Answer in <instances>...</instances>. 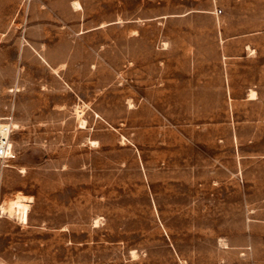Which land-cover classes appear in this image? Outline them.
I'll return each instance as SVG.
<instances>
[{
	"label": "rangeland",
	"instance_id": "obj_1",
	"mask_svg": "<svg viewBox=\"0 0 264 264\" xmlns=\"http://www.w3.org/2000/svg\"><path fill=\"white\" fill-rule=\"evenodd\" d=\"M0 117V264H264V0H0Z\"/></svg>",
	"mask_w": 264,
	"mask_h": 264
},
{
	"label": "built area",
	"instance_id": "obj_2",
	"mask_svg": "<svg viewBox=\"0 0 264 264\" xmlns=\"http://www.w3.org/2000/svg\"><path fill=\"white\" fill-rule=\"evenodd\" d=\"M2 120H6V122H2ZM10 120L11 118L0 117V162L7 165L15 161L18 156L12 138L16 126Z\"/></svg>",
	"mask_w": 264,
	"mask_h": 264
},
{
	"label": "bare ground",
	"instance_id": "obj_3",
	"mask_svg": "<svg viewBox=\"0 0 264 264\" xmlns=\"http://www.w3.org/2000/svg\"><path fill=\"white\" fill-rule=\"evenodd\" d=\"M254 95V93L252 94ZM254 97V96H253ZM84 124V123H83ZM20 196V195H19ZM17 197V196H16ZM22 197H24L22 195ZM25 199V197H24ZM23 198L21 197H17L16 199H12L11 203L9 201V206H8V209H9V212L10 214L12 215V213H14L15 211H18V213L20 214L19 217L21 218L22 222H28V211H29V203L28 202H25ZM5 206V207H7ZM4 207V208H5ZM8 212V213H9ZM16 213V212H15ZM14 213V214H15ZM9 214V216H10ZM13 214V215H14Z\"/></svg>",
	"mask_w": 264,
	"mask_h": 264
}]
</instances>
